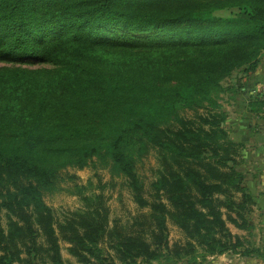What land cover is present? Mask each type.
<instances>
[{
  "label": "trees",
  "instance_id": "trees-1",
  "mask_svg": "<svg viewBox=\"0 0 264 264\" xmlns=\"http://www.w3.org/2000/svg\"><path fill=\"white\" fill-rule=\"evenodd\" d=\"M263 52L264 0H0V264H66L61 241L82 264L261 254L227 225L248 229L255 201L219 99ZM251 105L264 113V96ZM153 150L147 196L138 163ZM89 166L149 208L130 230L87 185L67 188L82 206L63 220L46 203L65 169Z\"/></svg>",
  "mask_w": 264,
  "mask_h": 264
},
{
  "label": "rangeland",
  "instance_id": "rangeland-1",
  "mask_svg": "<svg viewBox=\"0 0 264 264\" xmlns=\"http://www.w3.org/2000/svg\"><path fill=\"white\" fill-rule=\"evenodd\" d=\"M218 16H236L239 14L237 8L218 10L215 12ZM8 65L0 62V67ZM40 65L38 64H29L25 67L37 68ZM225 86L229 87L227 91L221 93V98L219 102L221 103L220 111L228 113V122L225 123L228 128L230 135L235 132L234 129H231L230 121L237 116V110L242 106V110L245 112H252L251 114L244 113L246 116L242 117V126L245 129L247 120H251L253 124L263 130L264 136V113L255 112L251 110V104L256 100L257 97L264 96V52L260 56V63L258 69L255 73L249 75L246 74L243 69H238L235 71L232 76L225 80ZM242 89L241 93L243 96H239L238 99H234V92L236 89ZM252 88H254L252 90ZM245 92V93H244ZM201 113H205V110H200ZM186 116L194 117L195 114L192 111L186 113ZM245 134V133H244ZM250 140V144L255 141L254 138L245 137L243 139ZM262 142V141H261ZM260 143V142H259ZM246 146V145H245ZM248 150V145L245 147ZM160 163L157 158L156 151H151L146 157H144L138 163V173L145 183L146 195H149L150 184L156 179L159 171ZM63 180L61 181V186L64 189L47 192L44 196L46 203L53 209L56 218L63 220L68 214L82 206V201L79 196L69 193L67 188L73 186L74 182L78 184H83L88 186V193L91 192H103L106 196V204L109 207L110 211V220L112 224L117 222V224L124 229H131V225L138 219L141 215L147 214L149 208H140L138 204L133 200L130 189L125 183V178L115 176L113 177L109 170L103 168L102 166L93 167L89 166L84 169H77L75 167H69L62 172ZM69 175H74L75 177L71 179ZM3 217V212L1 213ZM4 218V217H3ZM140 219H144L140 218ZM149 220L148 218L145 219ZM148 222V221H147ZM231 224V222H228ZM138 226H134V230ZM169 228V244L172 246L175 243H184L186 241V236L181 229L176 226L173 222L168 221ZM62 246V255L66 264H82L77 261L68 252L69 244L61 241ZM105 248L106 245L103 244ZM113 252V251H111ZM223 255V254H222ZM220 256V255H218ZM218 256H209L206 260H199V263L193 264H230V257L224 259L219 258ZM152 264H190L185 260L180 262H169L166 260L154 261Z\"/></svg>",
  "mask_w": 264,
  "mask_h": 264
},
{
  "label": "crops",
  "instance_id": "crops-1",
  "mask_svg": "<svg viewBox=\"0 0 264 264\" xmlns=\"http://www.w3.org/2000/svg\"><path fill=\"white\" fill-rule=\"evenodd\" d=\"M241 91L235 94L233 98L238 99L240 95L243 96ZM241 108L242 106L236 112L238 117L230 121V127L235 130L232 138L246 146L248 145V150L244 149L242 152L244 162H242L240 169L246 173V184L255 203L252 205V211L249 215L250 227L248 229L238 228L232 223H227V225L233 234L238 235L243 240L246 247L258 249L261 254L253 253L243 256L240 253H226L218 257L225 259L228 255L230 264H264V136L263 130L257 128L250 119L247 120L246 128H243L242 117L246 116L244 113L251 114L252 112H245ZM245 137L254 138L255 141L250 144L249 138L243 139Z\"/></svg>",
  "mask_w": 264,
  "mask_h": 264
}]
</instances>
